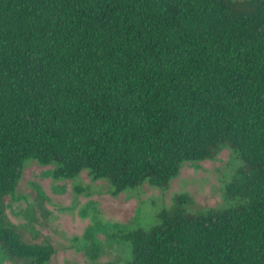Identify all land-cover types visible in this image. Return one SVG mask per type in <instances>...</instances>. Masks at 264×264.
Masks as SVG:
<instances>
[{
    "label": "trees",
    "instance_id": "16d2710c",
    "mask_svg": "<svg viewBox=\"0 0 264 264\" xmlns=\"http://www.w3.org/2000/svg\"><path fill=\"white\" fill-rule=\"evenodd\" d=\"M222 147L240 160L226 186L236 203L161 213L125 236L127 264H264V0H0V245L12 258L54 252L3 218L28 160L116 194L164 188Z\"/></svg>",
    "mask_w": 264,
    "mask_h": 264
},
{
    "label": "rangeland",
    "instance_id": "374dc122",
    "mask_svg": "<svg viewBox=\"0 0 264 264\" xmlns=\"http://www.w3.org/2000/svg\"><path fill=\"white\" fill-rule=\"evenodd\" d=\"M240 165L237 153L220 148L211 158L181 164L166 187L147 182L113 194L103 179L81 171L72 179L51 177L52 165L28 160L13 192L3 197V218L25 240L54 248L45 264H127L125 236L154 225L175 208L195 214L233 206L226 186ZM182 196L184 201L178 202ZM0 245V264H28Z\"/></svg>",
    "mask_w": 264,
    "mask_h": 264
}]
</instances>
